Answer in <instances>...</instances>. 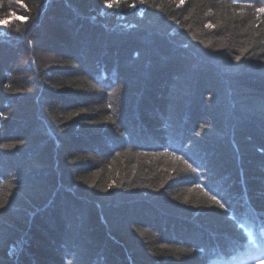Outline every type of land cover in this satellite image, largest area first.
<instances>
[{
	"label": "trees",
	"instance_id": "obj_1",
	"mask_svg": "<svg viewBox=\"0 0 264 264\" xmlns=\"http://www.w3.org/2000/svg\"><path fill=\"white\" fill-rule=\"evenodd\" d=\"M261 7L0 0V264H264Z\"/></svg>",
	"mask_w": 264,
	"mask_h": 264
},
{
	"label": "snow or ice",
	"instance_id": "obj_2",
	"mask_svg": "<svg viewBox=\"0 0 264 264\" xmlns=\"http://www.w3.org/2000/svg\"><path fill=\"white\" fill-rule=\"evenodd\" d=\"M183 2H184V0H181V3H183ZM234 2H235V0H234ZM258 11L264 12V7L259 8ZM0 23H3V22L0 21ZM237 59H239V57H237ZM193 171H195V169H193ZM212 199H213V200H216V198H215L214 196L212 197ZM216 202H217L218 204L220 203V201H218V200H217ZM220 206H221L222 208L224 207L223 204H221Z\"/></svg>",
	"mask_w": 264,
	"mask_h": 264
},
{
	"label": "rangeland",
	"instance_id": "obj_3",
	"mask_svg": "<svg viewBox=\"0 0 264 264\" xmlns=\"http://www.w3.org/2000/svg\"><path fill=\"white\" fill-rule=\"evenodd\" d=\"M248 253H246L245 251L244 252H241L239 254H237L235 257H244L246 256Z\"/></svg>",
	"mask_w": 264,
	"mask_h": 264
}]
</instances>
